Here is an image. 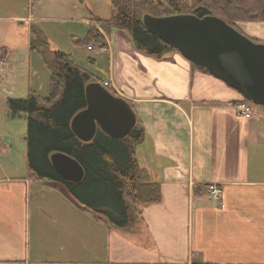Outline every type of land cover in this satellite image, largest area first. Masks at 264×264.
Here are the masks:
<instances>
[{
    "label": "crops",
    "instance_id": "crops-1",
    "mask_svg": "<svg viewBox=\"0 0 264 264\" xmlns=\"http://www.w3.org/2000/svg\"><path fill=\"white\" fill-rule=\"evenodd\" d=\"M244 32L264 42L262 30ZM107 37L99 79L135 110L137 160L163 199L121 231L59 184L28 177L26 163L9 173L0 151V264H264V106L241 116V93L180 52L147 54L127 29ZM211 184L223 188L218 203Z\"/></svg>",
    "mask_w": 264,
    "mask_h": 264
},
{
    "label": "trees",
    "instance_id": "trees-1",
    "mask_svg": "<svg viewBox=\"0 0 264 264\" xmlns=\"http://www.w3.org/2000/svg\"><path fill=\"white\" fill-rule=\"evenodd\" d=\"M131 1L149 2L128 0L127 3ZM132 2L126 5L122 0H113V14L108 19L94 16L93 20L107 22L109 28L127 29L137 48L147 54L162 57L175 50L146 28L143 15L134 10ZM159 9L161 15L182 13L177 5L169 8L160 5ZM189 13L200 17L216 15L240 30V22L264 21V0H192ZM32 34L35 35V30ZM88 39V47L92 42L106 44L96 25L91 26ZM30 46L36 47L34 43ZM44 47L48 50L46 62L51 70L49 95L41 97L30 90L26 97L9 98L6 102L12 117L24 113L27 119V175L59 184L86 211L113 228L132 231L141 208L163 199L161 183L152 180L137 160L135 146L143 140L145 130L136 124L127 137L118 138L98 129L91 141L78 139L71 122L87 106L86 85L98 78H92L77 65L70 53L51 50L47 39ZM9 53L7 47L0 48V58H8ZM191 64L194 69L210 73ZM56 152L78 160L85 171L82 180H68L55 169L51 156Z\"/></svg>",
    "mask_w": 264,
    "mask_h": 264
},
{
    "label": "rangeland",
    "instance_id": "rangeland-1",
    "mask_svg": "<svg viewBox=\"0 0 264 264\" xmlns=\"http://www.w3.org/2000/svg\"><path fill=\"white\" fill-rule=\"evenodd\" d=\"M127 1L122 0L126 5L132 2ZM170 1H139L132 2V6L140 15H161L160 5L164 8L177 5L182 13L189 12L192 6V0H174L175 4L169 5ZM112 14L113 0H0V48L7 47L10 52L4 59V70H0V151L7 154L2 158L9 173L27 164L28 126L24 113L14 117L9 114L6 102L9 98L26 97L30 90L41 97L49 95L51 70L46 62L48 50L44 41L47 39L51 50L70 53L76 64L91 75L105 77L108 55L101 52L100 44L92 42L88 48V36L91 26L96 25L107 42V35L114 27L109 28L104 21L94 22L93 15L108 19ZM238 24L244 34V31L256 35L261 30L264 32L261 27H253L256 23ZM247 36L259 39V36ZM32 43L36 47H31Z\"/></svg>",
    "mask_w": 264,
    "mask_h": 264
},
{
    "label": "water",
    "instance_id": "water-1",
    "mask_svg": "<svg viewBox=\"0 0 264 264\" xmlns=\"http://www.w3.org/2000/svg\"><path fill=\"white\" fill-rule=\"evenodd\" d=\"M146 28L178 50L187 60L208 70L255 105L264 106V42L247 36L216 15L144 13ZM87 106L72 119L78 139L91 141L98 129L125 138L137 124L130 102L99 82L86 85ZM51 161L66 179L80 181L84 168L74 157L56 152Z\"/></svg>",
    "mask_w": 264,
    "mask_h": 264
},
{
    "label": "built area",
    "instance_id": "built-area-1",
    "mask_svg": "<svg viewBox=\"0 0 264 264\" xmlns=\"http://www.w3.org/2000/svg\"><path fill=\"white\" fill-rule=\"evenodd\" d=\"M88 48H91V46H89ZM101 49L105 50V46L101 45ZM6 65V62L4 59L0 60V70L3 71L4 67ZM98 81L100 83L103 84V86L110 88L111 86V82L108 79H98ZM235 109L237 111V113L241 116H244L246 118H249L253 115L254 109H255V105L252 102H247L244 99L239 100L236 104H235ZM207 193L210 195V197L215 201V202H220L223 198V188L220 185L217 184H211V185H207L205 187Z\"/></svg>",
    "mask_w": 264,
    "mask_h": 264
}]
</instances>
